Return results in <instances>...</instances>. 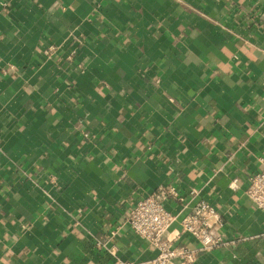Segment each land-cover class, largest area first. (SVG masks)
Wrapping results in <instances>:
<instances>
[{"label": "crops", "instance_id": "obj_1", "mask_svg": "<svg viewBox=\"0 0 264 264\" xmlns=\"http://www.w3.org/2000/svg\"><path fill=\"white\" fill-rule=\"evenodd\" d=\"M262 170L264 0H0V264H152L161 186L222 219L190 264H264Z\"/></svg>", "mask_w": 264, "mask_h": 264}, {"label": "built area", "instance_id": "obj_2", "mask_svg": "<svg viewBox=\"0 0 264 264\" xmlns=\"http://www.w3.org/2000/svg\"><path fill=\"white\" fill-rule=\"evenodd\" d=\"M255 206L264 211V170L250 176L246 190ZM170 199L182 201V196L173 186H161L153 193L139 199L130 212L128 223L131 228L145 239L158 254L152 264H171L179 260L181 264H190L198 256V249L187 245H176L180 238L189 234L200 244L201 250H209L224 244L223 238L212 233L213 221L222 224L216 209L206 200H200L190 213L180 218L167 207ZM179 222L180 228L175 235L170 229ZM117 264H133L118 261Z\"/></svg>", "mask_w": 264, "mask_h": 264}]
</instances>
